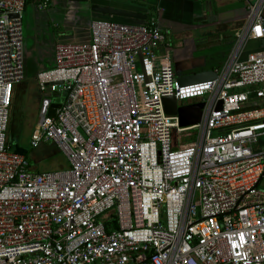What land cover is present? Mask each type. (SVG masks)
Segmentation results:
<instances>
[{
	"label": "built area",
	"instance_id": "2783aa9c",
	"mask_svg": "<svg viewBox=\"0 0 264 264\" xmlns=\"http://www.w3.org/2000/svg\"><path fill=\"white\" fill-rule=\"evenodd\" d=\"M244 1L235 47L202 82L178 83L154 16L92 19L88 39L57 42L30 147L52 142L69 167L35 171L7 135L26 0H0V264H264V0ZM248 40L262 46L239 58ZM166 96L203 103L200 122L180 126Z\"/></svg>",
	"mask_w": 264,
	"mask_h": 264
},
{
	"label": "crops",
	"instance_id": "0c3cea01",
	"mask_svg": "<svg viewBox=\"0 0 264 264\" xmlns=\"http://www.w3.org/2000/svg\"><path fill=\"white\" fill-rule=\"evenodd\" d=\"M57 5H60V10L56 7ZM97 5L113 6L154 16L162 29L171 33L175 32L183 39H190L191 35L195 33V46L208 44L214 40L228 45L231 49L220 62L190 68L186 74L213 69L225 62L236 45V34L243 29L247 15V4L244 0H87L80 2L51 0L50 6L46 9H39L36 3L31 2L25 7L23 15L24 77L27 73H32L35 76L38 71L54 65V46L57 42L88 39V26L92 19H112L125 23L139 21L132 18L104 15L93 10L92 7ZM50 7L52 8L49 9ZM53 7L56 9L53 10ZM55 22L59 24L62 22L63 28L60 26L59 29V25ZM251 41H257L252 44L255 48L252 50L262 46L259 40ZM181 45L184 47L185 42L183 41ZM163 49L160 48L159 52H163ZM246 54L241 52L239 58H244ZM14 99H16V86L10 107V117L13 112ZM50 144L53 143L45 142L37 148L43 145L41 152L50 153ZM54 147L52 149L56 150L55 145ZM32 154L31 152V158ZM32 169L39 171L34 167Z\"/></svg>",
	"mask_w": 264,
	"mask_h": 264
},
{
	"label": "rangeland",
	"instance_id": "374dc122",
	"mask_svg": "<svg viewBox=\"0 0 264 264\" xmlns=\"http://www.w3.org/2000/svg\"><path fill=\"white\" fill-rule=\"evenodd\" d=\"M56 7L59 8V10L61 9L60 5H57ZM56 7H53V10H55ZM51 8L52 7L49 9ZM55 23L59 25V29L60 26L63 28L62 22L61 24L58 22ZM191 37L193 39H183L178 36L177 33H171L169 31L168 43L170 44V47L169 49L166 48V50L169 51L171 55V61L173 62L176 76L186 75L190 68L216 64L224 59L231 50L228 45L217 41L215 42L214 40L208 44H199L195 46L194 39L196 34L193 33ZM183 41L185 42L184 47H182L183 44L181 45ZM255 42L257 41H246L242 48V52L246 54L249 50L255 49L252 45ZM28 61L30 60L28 59ZM41 98L42 95L37 87L34 74L27 73L26 77H24L23 80L16 85V99L13 101L14 106L11 114L12 126H10L9 129L10 135H13L11 147H14L17 143L25 148H30L31 134L39 120V106ZM51 99L54 103H62L65 101V95L60 92L58 96H51ZM187 103H189L188 100L183 101V104ZM42 146L33 149L32 151V167L39 171H58L61 169H68L69 165L64 153L58 149H52L55 148L53 144H50V153H42ZM259 185L264 188V176Z\"/></svg>",
	"mask_w": 264,
	"mask_h": 264
},
{
	"label": "water",
	"instance_id": "95a60500",
	"mask_svg": "<svg viewBox=\"0 0 264 264\" xmlns=\"http://www.w3.org/2000/svg\"><path fill=\"white\" fill-rule=\"evenodd\" d=\"M93 10L102 13L104 15H112L118 17H126L139 20L140 23L148 20L150 15L143 12H135L131 10L116 8L113 6H93ZM216 77V72L213 69L194 72L186 75L177 76V81L180 85H187L196 82H202L211 80ZM162 104L164 111L168 114H177L179 117L180 126H190L200 122L202 116L203 103H191L178 106L174 96H166L162 98ZM59 103L51 104L48 115L54 116L55 109L59 107ZM221 102L217 105V109H220Z\"/></svg>",
	"mask_w": 264,
	"mask_h": 264
},
{
	"label": "trees",
	"instance_id": "16d2710c",
	"mask_svg": "<svg viewBox=\"0 0 264 264\" xmlns=\"http://www.w3.org/2000/svg\"><path fill=\"white\" fill-rule=\"evenodd\" d=\"M72 1H78V2H80V1H87V0H72ZM31 2H34V0H26V6L29 4V3H31ZM35 3V2H34ZM109 20H112V19H109ZM138 22H140V21H137V23ZM134 23V22H133ZM10 126H12V117H10V120H9V124H8V132H7V135H8V143L10 144V146H11V142H12V139H13V135H10V131H9V129H10ZM13 148V150H15V151H17V152H20V153H24V154H26L27 155V157L29 158V160H30V162H31V157H30V154H31V152L33 151V149H36V148H25V147H23V146H21V145H18L17 143L15 144V146L14 147H12ZM57 148V147H56ZM106 228H107V230L108 231H110V230H112L113 228H116V224L114 223V222H112V223H108L107 225H106Z\"/></svg>",
	"mask_w": 264,
	"mask_h": 264
}]
</instances>
